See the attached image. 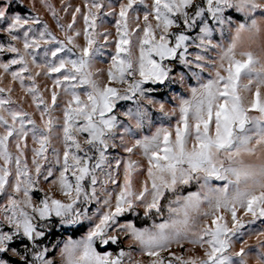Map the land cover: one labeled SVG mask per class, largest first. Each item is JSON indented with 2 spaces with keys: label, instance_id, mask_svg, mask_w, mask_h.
<instances>
[{
  "label": "snow or ice",
  "instance_id": "obj_1",
  "mask_svg": "<svg viewBox=\"0 0 264 264\" xmlns=\"http://www.w3.org/2000/svg\"><path fill=\"white\" fill-rule=\"evenodd\" d=\"M262 24L264 0H0V264H264V62L237 52Z\"/></svg>",
  "mask_w": 264,
  "mask_h": 264
},
{
  "label": "rangeland",
  "instance_id": "obj_2",
  "mask_svg": "<svg viewBox=\"0 0 264 264\" xmlns=\"http://www.w3.org/2000/svg\"><path fill=\"white\" fill-rule=\"evenodd\" d=\"M51 2L57 7L58 10L60 9L61 3L71 4L73 7L80 6L81 8H83V4H84V0H51ZM24 3L26 5H28L29 7L31 6V0H24ZM37 11L43 17V19L49 24V26L52 29V31L57 36H61L62 34L57 29L55 21L52 19V17L43 8L40 7L39 3H37ZM70 11H71V9H70ZM60 15L61 16H64V13L61 12ZM70 20H71V16L69 15V16L65 17V19H64L63 22L67 23ZM111 24H112V22L109 20V23L106 26L113 32V38H115V30L111 27ZM77 26L80 27V28L83 27L82 20H78ZM262 28H264V24H262ZM80 43L81 44L84 43L83 39L80 40ZM252 46L253 47H256L257 49H260L261 47H264V31L261 32L260 37L258 38V40L255 43H252ZM256 57L259 58V56H256ZM178 70H179V68H178ZM246 79H247V77H245V80ZM40 83L43 85L44 84V81L41 80ZM6 85H7V80L4 82V86H6ZM48 85H49V87H51V82L50 81L48 82ZM15 87H16L17 90L14 93V98L19 100V98L21 96H23L24 94L19 90L18 85H15ZM174 87H178V86H174ZM29 103H30V100H26L24 102L25 110H27V111H33L34 109L33 108H30L28 106ZM37 120H38V117H37ZM44 187H45V190H47V185H45ZM78 235H79V233L75 234V237L74 238H77ZM261 239L264 240V237H261ZM256 243H257V240H256L255 236H253L251 239H248V245L249 246H254V245H256ZM126 245H127V242H125V246ZM190 247H191L190 245H185V248H190ZM239 248H240V243L238 242L236 244L235 250L236 251H239ZM173 250L176 251L177 253H180V252L183 251L182 249H177L175 247H174ZM185 255L186 256L187 255H200V256H202L203 255V250L202 249H196L194 252L185 253ZM137 259H143L146 262V259L147 258L146 257H143V258L142 257H137ZM249 264H256V260H255L254 256L250 258Z\"/></svg>",
  "mask_w": 264,
  "mask_h": 264
},
{
  "label": "clouds",
  "instance_id": "obj_3",
  "mask_svg": "<svg viewBox=\"0 0 264 264\" xmlns=\"http://www.w3.org/2000/svg\"><path fill=\"white\" fill-rule=\"evenodd\" d=\"M240 51H251L254 56H259L260 60L264 62V47L257 49L256 47L252 46V43H249L245 40L237 49V52Z\"/></svg>",
  "mask_w": 264,
  "mask_h": 264
}]
</instances>
